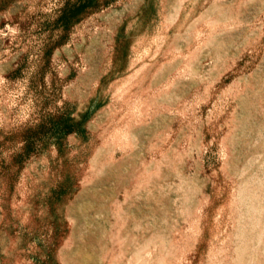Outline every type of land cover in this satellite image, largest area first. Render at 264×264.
<instances>
[{
    "label": "rangeland",
    "instance_id": "obj_1",
    "mask_svg": "<svg viewBox=\"0 0 264 264\" xmlns=\"http://www.w3.org/2000/svg\"><path fill=\"white\" fill-rule=\"evenodd\" d=\"M0 264H264V0H0Z\"/></svg>",
    "mask_w": 264,
    "mask_h": 264
}]
</instances>
